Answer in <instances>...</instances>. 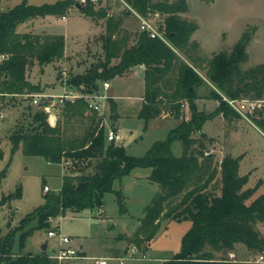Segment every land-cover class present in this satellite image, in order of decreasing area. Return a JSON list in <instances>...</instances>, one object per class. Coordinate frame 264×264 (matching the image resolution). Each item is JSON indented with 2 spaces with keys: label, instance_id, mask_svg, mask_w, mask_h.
<instances>
[{
  "label": "trees",
  "instance_id": "trees-1",
  "mask_svg": "<svg viewBox=\"0 0 264 264\" xmlns=\"http://www.w3.org/2000/svg\"><path fill=\"white\" fill-rule=\"evenodd\" d=\"M86 1L60 0L34 6L24 0L8 11L0 10V101L39 93L40 87L28 79L30 69L35 64L43 68L66 59L64 35L23 32L19 27L46 16L65 17L76 7L87 18L106 20V33L101 37L105 56L85 73L70 75L66 86L77 93L94 94L104 82L143 66L144 101L139 118L146 126L161 117L177 125L165 140L155 141L137 157L128 154L120 142L107 141L103 118L89 108L85 98L63 104L55 124L40 107L31 112L27 127L19 125L9 137L11 156L22 148L27 156L63 165L65 173L59 192L43 193L44 203L0 238V264H57L46 251L23 254L28 239L38 231L52 230L50 219L94 210L102 216L108 193L116 194L124 212L123 192L114 190V183L136 168L150 169L148 180L159 190L144 208L135 232L120 239L148 251L163 222L190 220L192 228L183 238L181 253L164 264H260L256 259H230L229 254H235L237 245H244L257 257L264 254V236L256 229L257 223H264V195L252 199L255 189L246 188L249 177L239 173L242 157L226 155L218 160L209 148L213 139L203 131L205 123L216 115L228 122L241 118L223 96L239 102L246 98L251 102L264 100V64L242 68L249 59L251 33L245 31L231 51H221L206 60L198 55V44L191 42L198 25L183 17L189 12V0H123L129 8L119 1L122 10L118 13L112 5L97 8L92 0ZM134 13L155 19L168 43L146 31L134 36L124 27L125 19L136 16ZM206 82L223 95L217 98L219 105L213 113L201 111L197 105V89ZM110 105L116 120L112 100ZM254 122L264 131V109L257 111ZM175 142L181 143L180 156L174 155ZM10 164L11 159L0 171V185ZM22 196L23 187L19 186L0 205Z\"/></svg>",
  "mask_w": 264,
  "mask_h": 264
},
{
  "label": "rangeland",
  "instance_id": "rangeland-1",
  "mask_svg": "<svg viewBox=\"0 0 264 264\" xmlns=\"http://www.w3.org/2000/svg\"><path fill=\"white\" fill-rule=\"evenodd\" d=\"M23 1L2 0L0 10L8 11ZM56 1L60 0H27V3L43 6ZM118 3V0H102L97 8L112 5L113 10L118 13L120 9L122 10ZM183 17L195 22L199 27L191 42L198 44V55L202 58L210 60L221 51H231L242 34L249 31L252 35L247 49L249 59L242 68L248 70L264 64V0H214L210 4L201 0H189V12ZM146 20L157 26L155 19ZM142 25L143 22L137 16L128 17L124 21V27L133 35L143 31ZM34 26V23L28 22L25 28L27 27L30 32L59 33L69 38L67 63H51L43 66V72L39 64H35L30 69V80L40 87L41 93H47V90L51 93L49 95L55 97L63 94L61 86L65 87L70 75L85 73L91 65L99 64L104 60L105 53L101 37L106 33L105 19L92 20L73 7L65 20L51 18L49 23L39 27L38 30ZM25 28L20 26L19 31ZM134 36L131 43H134ZM199 73L205 77L204 72ZM107 82L111 84L110 80ZM112 83L111 91L118 96L120 117L117 118V124L120 127L126 151L141 157L155 141L167 138L169 131L176 126L175 122L167 120L165 124L158 127L152 123L146 126L145 122L138 117L142 108L139 98L143 93V81L137 78L132 82L117 80ZM55 87L57 88L51 91L48 89ZM108 94L111 95L109 91ZM197 95L198 109L206 113H213L219 105L217 98L223 96L209 82L197 89ZM28 98L26 96L7 97L6 100L0 101V171L11 159L7 177L0 185V202L3 198L7 199L13 195L19 186L23 187L22 199L6 201L0 205V212H2L0 230L3 233L7 232V227L9 231V227L18 225L28 213L44 203L43 187L45 185L55 193H58L62 186L64 174L60 164L49 163L43 157L27 156L22 148L11 156L12 144L9 137L19 125L24 124L27 127L30 122L27 116L38 108ZM223 98L225 100L224 96ZM248 101L251 102L249 98L243 99L240 105H250L246 103ZM253 103H256L254 108L250 110L247 108L243 114H240V119L228 122L222 115H216L203 127L206 135L213 139L209 148L213 150L218 160L226 155L242 157L239 173L249 177L246 188L255 189L252 199L264 195V131L254 122L257 111L264 109V100ZM185 111L189 117V108L186 107ZM60 113L59 110L57 119ZM105 122L106 129L112 127L111 111ZM115 131L118 132L116 128ZM172 147L174 155L180 156L181 143L175 142ZM149 171L151 170L144 168L135 169L121 182L114 183V190L123 192L126 207L124 212L120 210L116 194L108 193L105 196L102 216L94 210L84 211L76 217L68 215L65 219L53 220L51 229L60 230L61 228L63 235L74 238V248L79 250L80 244L84 245L87 255L79 251L81 258L62 263L54 260L50 256L55 254L59 238H49L47 235L49 230L36 232L28 239L22 253L40 254L44 252L41 241L48 240L49 248L46 253L57 264H96V261L101 259H107L108 264H120V258H124L123 264H164L174 259L181 253L183 238L192 228L190 220L163 222L149 250L140 252V254L147 253V260L129 258L124 253V249L129 250L132 245L119 238L130 236L135 232L143 216L144 208L159 190L156 183L150 182L145 177ZM256 229L264 236V223H257ZM15 251L17 252V249ZM235 252V259L238 261L257 260V254L249 251L244 245H237Z\"/></svg>",
  "mask_w": 264,
  "mask_h": 264
},
{
  "label": "built area",
  "instance_id": "built-area-1",
  "mask_svg": "<svg viewBox=\"0 0 264 264\" xmlns=\"http://www.w3.org/2000/svg\"><path fill=\"white\" fill-rule=\"evenodd\" d=\"M80 3L86 4V0H79ZM102 0H92V2L96 5H98ZM122 4H124L125 7H128V5L123 0H118ZM129 8V7H128ZM141 21L143 22L142 28L143 31H146L149 33V35L152 38H158L166 43H168L167 38L165 35L159 31L158 27L149 23L146 19L140 17L136 13H134ZM5 59V56H1V60ZM111 85L109 82H104L102 84V90H100L97 93L94 94H81L74 92L73 90H69L70 88L66 86L64 87L63 94L59 96H51L48 94H42V93H34V94H28L24 95L26 97L31 98L30 101L33 105L40 107L47 115L52 124H55L57 121V115L60 110V107L65 104L67 101L73 102L79 98H85L89 101V108L95 112H97L102 118L103 122L102 125L106 128V119L110 114V100L113 99L111 95L108 94V91L110 89ZM225 100L239 113L243 114L246 109L249 110L251 108H254V105L256 103L253 102H246L250 103L246 106V104H241L239 101L235 100H228L225 98ZM3 118V115H2ZM106 137L108 142H121V135L115 131V127H111L109 129H106ZM51 191V188L49 186L43 187V192H49ZM62 219V218H61ZM50 222H53V219H50ZM49 238H59V244L57 245V249H55V254L51 255L50 257L54 260L62 263L69 260H75L78 258H81V254L79 251L74 248V238L70 236L63 235L60 230H49L47 233ZM140 250L136 246H132L129 250H127L126 255L129 256L131 259H142L147 260V253L146 254H140ZM140 254V256H139ZM230 259H235L236 255L234 253L229 254ZM124 258H120V264H123ZM107 259H101L97 260L96 264H108ZM257 262L264 264V254L259 255L257 257Z\"/></svg>",
  "mask_w": 264,
  "mask_h": 264
},
{
  "label": "crops",
  "instance_id": "crops-1",
  "mask_svg": "<svg viewBox=\"0 0 264 264\" xmlns=\"http://www.w3.org/2000/svg\"><path fill=\"white\" fill-rule=\"evenodd\" d=\"M57 2V1H56ZM66 17L67 16H65V17H61L63 20H65L66 19ZM51 18H60V17H55V16H46V17H43V18H38V20H36V21H34V22H32V23H34V28L36 29V30H38L39 29V27H42V26H44L45 24H47V23H49L50 22V20H51ZM28 25V23H26V24H24V25H22L21 27H24L25 28V26H27ZM23 32H30V30H28V28L26 27L25 29H23ZM33 33H37V34H59V33H48V32H45V31H43V32H37V31H33ZM61 35H63V34H61ZM65 36V35H64ZM65 38H66V52H65V57H66V59H65V61L64 62H62V63H67L68 62V60H69V55L67 54V50H68V48H67V46H68V41H69V38L68 37H66L65 36ZM61 63V62H60ZM58 64V63H57ZM44 71V68L41 70V72H43ZM144 71H145V68L143 67V66H137V67H134V68H132L126 75H124V76H122V77H117V78H115L114 80H112L111 81V87H110V89H109V92H110V94L112 95V97H113V99H112V104L114 105V106H116V113H117V115H118V118L120 117V115L118 114V102H117V95L115 94V93H113L112 91H111V88H112V86H113V81H119V80H123V81H127V82H132V81H134V79H137V78H139V79H141L142 81H143V93H142V95L140 96V101H141V103H142V105H143V98H144ZM28 79H29V81L32 83V84H35V83H33L31 80H30V77H29V74H28ZM62 88H63V92H64V87L63 86H61ZM57 87H55V88H48L49 89V91H51V90H54V89H56ZM46 92L47 93H43L42 92V94H51V93H48V91L46 90ZM39 93H41V91L39 92ZM110 111H111V105H110ZM140 111H141V109H140ZM140 113V112H139ZM138 117H139V115H138ZM166 121H167V119H165V117H161V118H158V119H155V120H151L150 122H149V124L148 125H150L151 123L154 125V126H160V125H163V124H165L166 123ZM168 121H170V120H168ZM117 122H118V120L116 119V120H113V123H112V126L113 127H115L117 130H118V132H119V134L121 135V144H123L124 145V141H123V136H122V133L120 132V127H119V125L117 124ZM174 122V121H173ZM147 125V126H148ZM175 125H177V122H175ZM124 147H125V145H124ZM129 154V153H128ZM131 155V154H130ZM132 156H134V155H132ZM137 157H140V156H137ZM61 165V164H60ZM62 167H63V165H61ZM136 169H138V168H136ZM135 170V169H134ZM133 170V171H134ZM150 170V169H149ZM64 167H63V174H64ZM132 171V172H133ZM131 172V173H132ZM150 173H151V171H149V173L148 174H146V178H148L149 177V175H150ZM129 176V175H128ZM63 177V176H62ZM2 212H0V214H1ZM139 226V225H138ZM7 232H8V227H7ZM6 232V233H7ZM6 233H3V231L2 230H0V238L2 237V236H4ZM36 234V233H35ZM34 234V235H35ZM45 242H48V248H49V241L48 240H46ZM45 242H43V241H41V243H45ZM42 244V245H43ZM124 249V248H123ZM78 251H80L81 253H84V254H86L87 255V252H86V250H85V247H84V245L83 244H80V246H79V250ZM47 252V251H46ZM126 252H127V250H125L124 249V253L126 254ZM235 255H236V252H235Z\"/></svg>",
  "mask_w": 264,
  "mask_h": 264
},
{
  "label": "water",
  "instance_id": "water-1",
  "mask_svg": "<svg viewBox=\"0 0 264 264\" xmlns=\"http://www.w3.org/2000/svg\"><path fill=\"white\" fill-rule=\"evenodd\" d=\"M2 0H0V3H1ZM48 249V242H45L43 245H42V250L43 251H47Z\"/></svg>",
  "mask_w": 264,
  "mask_h": 264
}]
</instances>
